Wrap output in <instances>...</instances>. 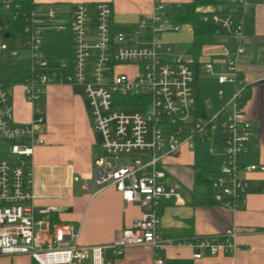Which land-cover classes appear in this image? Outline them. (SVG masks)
Here are the masks:
<instances>
[{"label": "built area", "instance_id": "2783aa9c", "mask_svg": "<svg viewBox=\"0 0 264 264\" xmlns=\"http://www.w3.org/2000/svg\"><path fill=\"white\" fill-rule=\"evenodd\" d=\"M213 1L214 5L197 9L226 34L229 50L220 59L198 65L203 72L214 73L218 83H229L232 91L214 112L207 113V101L202 99L205 113L200 115L194 101L195 60L177 44L162 39L164 32L177 31L181 24L172 21L160 0H153L149 15L138 17L123 30L114 29L107 1L79 2L62 11L54 4L41 6L32 0L26 8L13 0H0L11 19L23 20L16 43L0 37V57L7 54L5 58L23 63L16 68L18 79L8 74L0 81V255L26 254L37 264H113L126 247L146 245L155 253L153 264H162L158 250L176 242L188 245L194 259L234 252V225L219 234L183 241L162 237L158 231L159 205L182 201L178 184L167 181L166 157L182 148L206 149L216 158V169L208 176L211 196L230 209L244 206L246 174L264 170L262 163L240 161L255 132L239 103L249 85L239 73V63L251 3ZM58 31L69 32L70 55L47 57L41 51L45 36ZM2 65L7 67L6 62ZM214 65L222 70H214ZM51 84L83 91L90 124L101 136L94 172L83 178L82 189L94 195L111 185L123 203L142 207L140 216L119 228L108 243L82 245L73 224L50 216L35 219L37 212H50L35 204L32 157L34 148L44 143L46 121L40 99ZM16 85L31 105L32 117L26 122L14 117ZM4 143L7 151L1 148Z\"/></svg>", "mask_w": 264, "mask_h": 264}, {"label": "crops", "instance_id": "0c3cea01", "mask_svg": "<svg viewBox=\"0 0 264 264\" xmlns=\"http://www.w3.org/2000/svg\"><path fill=\"white\" fill-rule=\"evenodd\" d=\"M32 1L41 6L54 4L62 11H69L79 2L107 1L112 10L113 26L120 30L138 17L149 15L153 6V0ZM160 1L168 5L189 0ZM248 1L251 3L247 8L249 21L243 37L244 53L239 63V73L249 83L243 107L255 132L249 138L246 153L240 161L264 164V3H260V0ZM0 9H4L1 4ZM1 16H6L9 22L7 12L0 11ZM7 27L8 23L3 35L6 38L9 35ZM54 33L56 32L47 34L44 41ZM16 38H10L13 44L16 43ZM162 39L177 46L189 42L190 27L181 24L177 31L164 32ZM209 47V50H205ZM226 51L227 45L224 42L205 45L199 61L220 59ZM11 59L16 66L23 64ZM1 68L4 65L1 64ZM214 70L222 69L219 65H214ZM201 74L210 76L218 86L214 96L222 106L230 97L232 86L229 83H218L214 73H205L200 66L197 84ZM223 84H227L229 88L222 89ZM198 89L201 98L207 101V113L214 112L212 103L208 100L209 95H204L199 86ZM218 90L222 92L220 96L217 94ZM12 99L15 120H30L31 105L26 101L19 85L13 89ZM40 102L45 113L46 128L44 143L34 148L32 187L36 195L35 204L38 207H48L50 212H37L35 219L38 221L50 216L54 221L73 224L78 231V243L82 245L108 243L119 228L131 225L140 216L142 207L136 203H123L120 194L111 185L99 189L94 195L82 189L83 178L92 176L94 160L100 153V141L90 124L87 99L83 91L68 84H51L46 87ZM194 150L206 149L182 148L177 155L164 159L167 181L178 184L182 201L179 204L164 201L159 205L158 231L162 237L183 241L196 236L219 234L234 225L237 229V246L232 254L194 259L188 245L176 242L158 250L157 254L163 259L162 264H264V195L261 193L264 170L246 174L248 191L243 207H222L213 201L212 188L208 184V176L216 169V158L207 153L202 161L196 162ZM194 171L201 172L203 181L195 182ZM75 177L79 179L75 180ZM107 255L110 253L107 252ZM154 257L155 253L149 246H129L114 259L113 264H153ZM0 264L37 263L30 256L20 254L0 255Z\"/></svg>", "mask_w": 264, "mask_h": 264}, {"label": "trees", "instance_id": "16d2710c", "mask_svg": "<svg viewBox=\"0 0 264 264\" xmlns=\"http://www.w3.org/2000/svg\"><path fill=\"white\" fill-rule=\"evenodd\" d=\"M14 3H18L23 7H29L31 5V0H13ZM201 5H214L213 0H189L187 2L181 3H170L167 6V10L170 12L172 21L187 24L191 30V40L186 43H181L178 45L179 49L191 54L194 58V101L198 113L200 115L204 114V105L202 103V98L199 93L197 76L199 67V57L201 55L202 47L205 45L215 44L224 42L227 45V50H229V39L225 33L216 30V27L210 20L208 14L207 18L203 19V13L197 8ZM9 17V15H8ZM249 17L246 15L244 19V32H246V27L248 26ZM23 25L22 18L11 19L9 17L7 30L10 36H18L21 32ZM115 30H120L114 27ZM249 31V30H248ZM226 39V40H224ZM248 88L243 93V96L239 100L240 104H243L244 100L247 98ZM195 182L203 181V176L200 171H194Z\"/></svg>", "mask_w": 264, "mask_h": 264}, {"label": "rangeland", "instance_id": "374dc122", "mask_svg": "<svg viewBox=\"0 0 264 264\" xmlns=\"http://www.w3.org/2000/svg\"><path fill=\"white\" fill-rule=\"evenodd\" d=\"M205 6V5H201ZM4 8V7H3ZM1 12L6 13V9H0ZM8 23V19L6 16H1L0 17V37L4 38V40L7 43L11 42V39L8 37H4V29ZM18 39V37L16 38ZM209 48H206L205 50H209ZM41 51L45 54L51 55L53 57H62V56H68L70 53V37H69V32L68 31H60L56 32L50 37H47L46 40L44 41L43 45L41 46ZM7 54H4L3 57H0V81H1V76H7L8 74H11L12 80L18 79L20 76V73H17L16 68L19 67L15 65L12 59L7 60L9 57H6ZM5 60L7 61V68H1L2 62ZM198 86L202 93L204 95H209V101L212 103V109L215 111V109L219 108L221 105H219V101L215 98L214 94L216 91V88L218 87L214 80L210 78V76L206 74H201L199 79H198ZM222 89L227 90L229 86L227 84H223L221 86ZM1 139V138H0ZM1 142V140H0ZM5 144V143H4ZM1 147L3 151H7V145L5 144ZM208 151L207 150H194V160L196 162L202 161Z\"/></svg>", "mask_w": 264, "mask_h": 264}, {"label": "water", "instance_id": "95a60500", "mask_svg": "<svg viewBox=\"0 0 264 264\" xmlns=\"http://www.w3.org/2000/svg\"><path fill=\"white\" fill-rule=\"evenodd\" d=\"M5 36H7V33H5ZM263 57H264V54H263ZM98 139H99V141L101 140V136L100 135H98Z\"/></svg>", "mask_w": 264, "mask_h": 264}]
</instances>
